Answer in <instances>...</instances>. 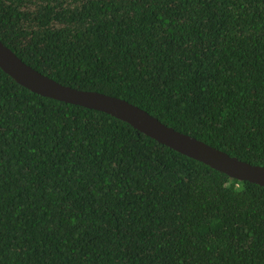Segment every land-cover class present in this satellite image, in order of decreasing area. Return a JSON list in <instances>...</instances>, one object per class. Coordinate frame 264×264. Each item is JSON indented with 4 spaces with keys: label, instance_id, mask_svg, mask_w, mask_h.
<instances>
[{
    "label": "trees",
    "instance_id": "16d2710c",
    "mask_svg": "<svg viewBox=\"0 0 264 264\" xmlns=\"http://www.w3.org/2000/svg\"><path fill=\"white\" fill-rule=\"evenodd\" d=\"M0 39L264 166V0H0ZM0 264H264V186L0 68Z\"/></svg>",
    "mask_w": 264,
    "mask_h": 264
},
{
    "label": "water",
    "instance_id": "95a60500",
    "mask_svg": "<svg viewBox=\"0 0 264 264\" xmlns=\"http://www.w3.org/2000/svg\"><path fill=\"white\" fill-rule=\"evenodd\" d=\"M0 68L36 94L110 114L159 143L234 179L264 186L263 165L241 160L205 141L176 130L125 99L62 84L27 64L1 39Z\"/></svg>",
    "mask_w": 264,
    "mask_h": 264
}]
</instances>
